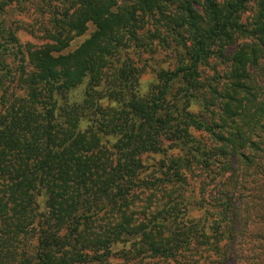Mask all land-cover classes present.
I'll return each instance as SVG.
<instances>
[{
  "label": "trees",
  "instance_id": "obj_1",
  "mask_svg": "<svg viewBox=\"0 0 264 264\" xmlns=\"http://www.w3.org/2000/svg\"><path fill=\"white\" fill-rule=\"evenodd\" d=\"M25 1L0 0V35L8 36L0 43V264L30 231L33 264L82 263L83 255H53L52 233L63 225L83 239L96 217L91 194L119 207L118 222L91 243L109 253L137 235L146 256L175 259L191 229L153 242L157 218L146 226L128 215L143 175L138 154L159 155L165 135L180 153L167 169L171 201L187 194L190 174L218 165L232 173L233 196L250 185L252 201L264 203V0H39L31 7L46 42L40 49L22 46L11 26V12L31 11ZM150 49L163 58H144ZM145 71L155 83L141 96ZM107 146L116 151L111 172ZM43 193L48 216L36 222Z\"/></svg>",
  "mask_w": 264,
  "mask_h": 264
},
{
  "label": "rangeland",
  "instance_id": "obj_2",
  "mask_svg": "<svg viewBox=\"0 0 264 264\" xmlns=\"http://www.w3.org/2000/svg\"><path fill=\"white\" fill-rule=\"evenodd\" d=\"M28 1L29 3L26 1L25 3L30 12L27 11L24 14H19V11L11 12L9 18L19 43L22 46L40 49L46 42L37 31L40 21L38 18L35 19L31 7L39 0ZM90 28L87 36L74 41L65 52H72L78 48L94 32V28L92 26ZM7 38L6 34L0 35V43L5 45ZM143 56L146 59L163 58L161 53L153 54L151 49L144 52ZM163 67L167 65L164 64ZM150 72L145 71L140 77L139 94L141 96L147 94L149 88L155 83V76ZM193 135L197 140L210 145L206 134L193 132ZM115 143L116 140L113 144ZM160 146L162 152L159 155L138 154L137 158L143 166V175L139 178L141 181L137 183V188L134 187L129 195L128 215L137 225L145 224L146 226H149V220L152 217L157 218L156 222L150 226L155 230L153 242L166 239L169 234L177 230L186 232L191 229V239L188 244L174 246L175 259H153L146 256L148 252L142 249L144 239L137 235L120 239L111 245L109 253L96 243H91L97 242L105 231L118 222L116 213L119 209L115 203L109 204L102 197H95L92 194L88 198L90 201L94 200L93 205L97 208L96 217L88 222L84 229V238L75 240L63 225L59 226L55 233H52L56 234L59 241V247L53 255L59 258L63 251L77 254V256L83 255L85 259L80 264H264V203L252 201L253 186H243V191L233 196L227 184L232 173H222L216 165L212 166L213 174H203V172L197 173L196 176L190 174L189 186L184 187L187 189V194L183 193L180 199L173 198L172 202L167 190L175 178L167 169L171 165V159L180 156V153L173 147L168 135H165ZM107 148V160L110 161L108 172H111L115 167L111 160L115 157L116 151L109 146ZM216 162H220L219 159H216ZM262 180L264 179H259V181ZM203 186L207 187V189L205 187V194L202 191ZM36 204L34 212L38 222L48 216L45 193L38 198ZM166 204L169 206L164 210ZM105 205L108 206L105 207ZM229 206L236 212L220 216L219 208L222 210ZM36 241L37 232L30 231L22 238L19 246L17 245L15 253L8 257V263L19 264L23 260L22 255L31 264L36 262Z\"/></svg>",
  "mask_w": 264,
  "mask_h": 264
}]
</instances>
